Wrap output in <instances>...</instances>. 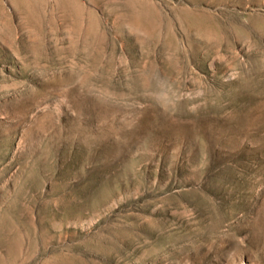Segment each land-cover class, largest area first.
Here are the masks:
<instances>
[{"label": "rangeland", "instance_id": "1", "mask_svg": "<svg viewBox=\"0 0 264 264\" xmlns=\"http://www.w3.org/2000/svg\"><path fill=\"white\" fill-rule=\"evenodd\" d=\"M0 264H264V0H0Z\"/></svg>", "mask_w": 264, "mask_h": 264}]
</instances>
